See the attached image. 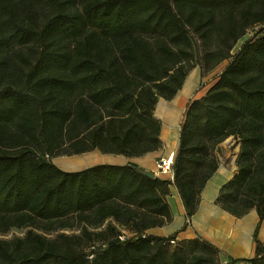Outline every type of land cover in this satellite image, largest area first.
<instances>
[{
	"label": "trees",
	"instance_id": "1",
	"mask_svg": "<svg viewBox=\"0 0 264 264\" xmlns=\"http://www.w3.org/2000/svg\"><path fill=\"white\" fill-rule=\"evenodd\" d=\"M223 60L187 107L172 182L131 164L67 173L51 162L158 150L157 100L172 99L194 63L205 74ZM228 137L239 143L236 172L217 205L234 217L253 209L260 223L264 0H0V232L27 228L0 237V264H221L200 237L148 231L171 221L170 186L194 215ZM72 225L78 234L65 232ZM258 227L247 264H264Z\"/></svg>",
	"mask_w": 264,
	"mask_h": 264
},
{
	"label": "crops",
	"instance_id": "2",
	"mask_svg": "<svg viewBox=\"0 0 264 264\" xmlns=\"http://www.w3.org/2000/svg\"><path fill=\"white\" fill-rule=\"evenodd\" d=\"M213 77L214 69L202 74L199 65L194 63L174 97L170 100H162V98L157 100L153 117L160 123L161 146L158 150L137 158L107 155L99 151L88 155L80 154L81 156L77 155V157L74 155L62 161L64 166L68 165L67 173L82 171V169L97 164H131L140 170L154 173L159 159L170 158L173 162L178 149L179 130L187 107L192 100H197L205 95L217 79ZM232 140L228 142V145ZM217 159V169L201 190L194 215L189 220L186 219L181 199H179L175 188L170 186L166 201L171 212V221L162 227L150 229L148 234L159 237L174 235L176 241L200 237L219 249L221 264H229L230 260L234 261L233 264H247L246 260L254 256L255 245L252 234L257 224H259L257 238L264 245V221L259 223L258 216L253 209L241 217H234L222 211L217 205L216 197L220 188L236 172L234 162H227L225 157ZM155 177L160 178L156 175Z\"/></svg>",
	"mask_w": 264,
	"mask_h": 264
},
{
	"label": "rangeland",
	"instance_id": "3",
	"mask_svg": "<svg viewBox=\"0 0 264 264\" xmlns=\"http://www.w3.org/2000/svg\"><path fill=\"white\" fill-rule=\"evenodd\" d=\"M259 26H256L255 28H254V31H257V30H259ZM252 30L251 31H248L247 32V36H249V35H251L252 34ZM244 39H242V40H240L238 43L240 44V43H242V41H243ZM238 44V45H239ZM233 52H231V53H234V51H235V49H233L232 50ZM197 57V56H196ZM198 58V57H197ZM196 58V59H197ZM227 61L228 60H223V61H221L219 64H217L216 65V67L214 68V77L213 78H217V75H219L220 74V71H222V69L225 67V65H226V63H227ZM196 62V61H195ZM214 80V79H213ZM215 80H217V79H215ZM216 82V81H215ZM231 139H233V137H228V138H226L224 141H221V143L220 144H218L216 147H215V149H214V152H213V154H214V156L216 157V159L218 158V157H225V159H227V162H234V163H236V159H237V154H238V150H239V143L237 142V141H235V139L234 140H232L231 141V143L228 145V142L231 140ZM225 147H224V146ZM95 151H98V150H93V151H91V152H88V153H84L85 155H88L89 153H92V152H94L95 153ZM82 155V154H81ZM80 155V156H81ZM74 156V155H73ZM69 157H71V156H66V155H59V156H57V157H55V158H53V159H51V162L52 163H54V165L55 166H57L59 169H61V170H63V171H65V169H66V172H67V170H68V165H66V166H64V163L62 162V161H65V159L66 158H69ZM75 157H77V155H75ZM217 161H218V159H217ZM93 164H95V163H93ZM236 166V165H235ZM27 228H22V227H19V228H13V229H11V230H9V231H7V232H3V233H1L0 232V237L2 238V239H9L10 237H12V236H22L23 234H24V232H25V230H26ZM91 231H97L99 228L97 227V226H92V228H89ZM38 232H40L39 230H38ZM65 232L67 233V234H71V233H75V234H78L79 232H78V229L75 227V226H73L72 225V227H70V229L68 228V229H66L65 230ZM55 233L56 232H54V233H51V236H54L55 235Z\"/></svg>",
	"mask_w": 264,
	"mask_h": 264
},
{
	"label": "built area",
	"instance_id": "4",
	"mask_svg": "<svg viewBox=\"0 0 264 264\" xmlns=\"http://www.w3.org/2000/svg\"><path fill=\"white\" fill-rule=\"evenodd\" d=\"M154 175L159 176L160 178L166 179L170 182L173 180L172 172V161L170 158L159 159L156 164V169ZM122 239V237H120ZM170 244H174L173 241H170Z\"/></svg>",
	"mask_w": 264,
	"mask_h": 264
},
{
	"label": "water",
	"instance_id": "5",
	"mask_svg": "<svg viewBox=\"0 0 264 264\" xmlns=\"http://www.w3.org/2000/svg\"><path fill=\"white\" fill-rule=\"evenodd\" d=\"M138 173H140L141 175L146 176V177H148L150 179L155 178L154 173L149 172V171H143V170L138 169Z\"/></svg>",
	"mask_w": 264,
	"mask_h": 264
}]
</instances>
